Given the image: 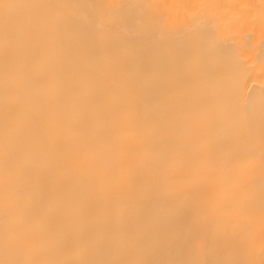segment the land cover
<instances>
[{
	"label": "bare ground",
	"instance_id": "obj_1",
	"mask_svg": "<svg viewBox=\"0 0 264 264\" xmlns=\"http://www.w3.org/2000/svg\"><path fill=\"white\" fill-rule=\"evenodd\" d=\"M0 264H264V0H0Z\"/></svg>",
	"mask_w": 264,
	"mask_h": 264
}]
</instances>
